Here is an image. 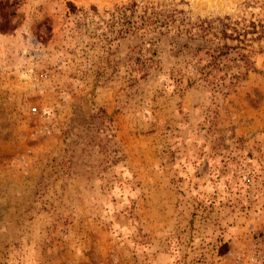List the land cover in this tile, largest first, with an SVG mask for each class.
Here are the masks:
<instances>
[{"label": "rangeland", "instance_id": "rangeland-1", "mask_svg": "<svg viewBox=\"0 0 264 264\" xmlns=\"http://www.w3.org/2000/svg\"><path fill=\"white\" fill-rule=\"evenodd\" d=\"M129 1L0 0V264H264V0H141L248 31L220 89L68 6Z\"/></svg>", "mask_w": 264, "mask_h": 264}, {"label": "trees", "instance_id": "trees-1", "mask_svg": "<svg viewBox=\"0 0 264 264\" xmlns=\"http://www.w3.org/2000/svg\"><path fill=\"white\" fill-rule=\"evenodd\" d=\"M68 6L72 13L80 11L84 18L89 17L92 19L96 16L95 26L101 28L99 34L107 38L104 39L108 45L105 52L109 51V45L116 39L133 36L138 40L140 39L137 44L139 55L137 60H140L141 51L149 50L152 44V37L148 35L149 33L168 35L169 32H172V36H169L171 43L179 48L185 47L186 50L188 48L185 42H179L180 38L199 40L200 44L194 48L195 53H192L191 56L195 59L199 79L206 82V84H210L212 88L220 89L235 83L236 80L241 78V72L231 73L229 78L233 80L229 82V85H226L224 84L225 73L223 72L222 75L216 74L217 71L224 68L220 58L226 56L231 50L236 49L238 51L242 49L243 46L240 45H246L245 36L248 31L245 28H239V21L228 15L188 20L186 17L180 16L183 11L174 6L141 0H130L125 4L116 5L104 12L106 16L99 15L92 5L89 8L94 11L93 14L75 8L70 2H68ZM251 24L253 26L252 22ZM145 36L147 39L141 40ZM227 40L236 41V44H230ZM143 44H147L149 47L144 48ZM198 52H201V55H197ZM237 53L239 54L238 60L241 63L238 68L251 69V60L247 55L242 52ZM144 59L152 62L151 57H144ZM201 60L204 62L198 65L197 62L199 63Z\"/></svg>", "mask_w": 264, "mask_h": 264}]
</instances>
